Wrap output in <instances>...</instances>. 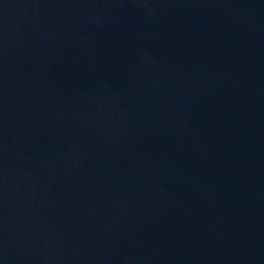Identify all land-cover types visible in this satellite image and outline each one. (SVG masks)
Returning a JSON list of instances; mask_svg holds the SVG:
<instances>
[{"label": "water", "instance_id": "95a60500", "mask_svg": "<svg viewBox=\"0 0 264 264\" xmlns=\"http://www.w3.org/2000/svg\"><path fill=\"white\" fill-rule=\"evenodd\" d=\"M0 264H264V0H0Z\"/></svg>", "mask_w": 264, "mask_h": 264}]
</instances>
